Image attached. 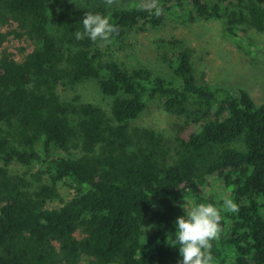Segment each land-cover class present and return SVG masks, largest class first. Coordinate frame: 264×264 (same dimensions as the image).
Wrapping results in <instances>:
<instances>
[{"label": "trees", "instance_id": "trees-1", "mask_svg": "<svg viewBox=\"0 0 264 264\" xmlns=\"http://www.w3.org/2000/svg\"><path fill=\"white\" fill-rule=\"evenodd\" d=\"M117 1L0 0V13L27 19L39 41L22 61L0 58V264H177L166 236L188 199L219 206L193 191L211 177L238 205L221 212L214 264H264V102L255 105L242 87L199 83L186 51L165 57L168 78L112 58L113 45L169 19L225 16L224 31L240 30L252 47L239 26L264 31V0ZM88 11L116 25L108 42L75 39ZM84 80L110 98L108 113L79 96L61 98L59 86ZM155 102L182 118L174 146L132 126ZM15 163L39 165L48 182L33 188L11 173ZM64 181L74 191L65 202L56 186ZM53 200L61 206L49 208Z\"/></svg>", "mask_w": 264, "mask_h": 264}, {"label": "rangeland", "instance_id": "rangeland-1", "mask_svg": "<svg viewBox=\"0 0 264 264\" xmlns=\"http://www.w3.org/2000/svg\"><path fill=\"white\" fill-rule=\"evenodd\" d=\"M120 3L126 6L142 5L144 0H118L117 4ZM211 3L219 4V0H211ZM230 8L233 9L232 6ZM225 24V16L185 25L169 19L160 28L130 34L122 44L113 45L115 52L112 58L124 68L146 66L168 78L170 71L165 57L171 58L173 52L186 51L199 83L207 82L229 90L242 87L250 94L255 105H260L264 102V31L258 32L246 25L239 26L246 30L245 38L252 41L253 46L250 47L245 40L241 41L242 38L236 36L240 35V30L236 31L235 36L225 32ZM0 37V58L10 57L22 61L39 46V41L29 32V21L6 10L0 13ZM58 92L66 100L79 96L81 101L99 105L108 113L111 100L100 93L94 80L59 86ZM181 120V117L164 112L155 102L132 122V126L161 132L168 143L174 146L175 124ZM9 169L12 174L25 177L33 188L48 182L39 165L26 167L15 163ZM56 186L64 202L72 198L74 191L68 182H59ZM193 191L206 198L214 196L216 200L226 195L223 185L214 177L210 178L208 186ZM186 202L188 207L194 203L189 199ZM59 206L61 203L58 200L48 203L49 208ZM81 264H86V261Z\"/></svg>", "mask_w": 264, "mask_h": 264}, {"label": "clouds", "instance_id": "clouds-1", "mask_svg": "<svg viewBox=\"0 0 264 264\" xmlns=\"http://www.w3.org/2000/svg\"><path fill=\"white\" fill-rule=\"evenodd\" d=\"M159 12V9H157ZM83 30L74 32L75 39L108 42L117 30L108 15L99 12H84L80 20ZM219 206L212 202L183 203V215L174 221V231L166 236L167 246L178 249L177 264H214L210 251L212 242L220 232L221 212H236L238 205L232 198L221 196Z\"/></svg>", "mask_w": 264, "mask_h": 264}]
</instances>
